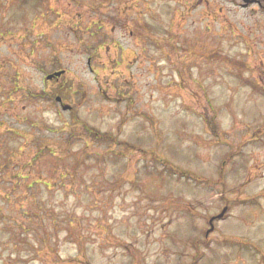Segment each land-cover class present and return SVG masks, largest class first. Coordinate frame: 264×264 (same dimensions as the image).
Listing matches in <instances>:
<instances>
[{
	"label": "rangeland",
	"instance_id": "rangeland-1",
	"mask_svg": "<svg viewBox=\"0 0 264 264\" xmlns=\"http://www.w3.org/2000/svg\"><path fill=\"white\" fill-rule=\"evenodd\" d=\"M0 264H264V0H0Z\"/></svg>",
	"mask_w": 264,
	"mask_h": 264
},
{
	"label": "water",
	"instance_id": "water-1",
	"mask_svg": "<svg viewBox=\"0 0 264 264\" xmlns=\"http://www.w3.org/2000/svg\"><path fill=\"white\" fill-rule=\"evenodd\" d=\"M60 74H62V72H57V73H55L54 75H60ZM54 75L49 76V78H52ZM225 212H226V209H224L223 212H222L220 215H218L217 217L213 218V219L211 220V223H212L216 218H221V217H223L224 214H225Z\"/></svg>",
	"mask_w": 264,
	"mask_h": 264
},
{
	"label": "trees",
	"instance_id": "trees-1",
	"mask_svg": "<svg viewBox=\"0 0 264 264\" xmlns=\"http://www.w3.org/2000/svg\"><path fill=\"white\" fill-rule=\"evenodd\" d=\"M182 174V176H184V175H186L185 173H181ZM188 176V178H189V175H186V177Z\"/></svg>",
	"mask_w": 264,
	"mask_h": 264
}]
</instances>
